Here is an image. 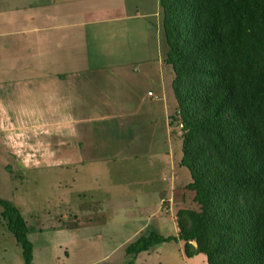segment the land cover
Instances as JSON below:
<instances>
[{"label":"crops","instance_id":"1","mask_svg":"<svg viewBox=\"0 0 264 264\" xmlns=\"http://www.w3.org/2000/svg\"><path fill=\"white\" fill-rule=\"evenodd\" d=\"M166 52L159 0L0 10V197L10 172L42 160L147 158L171 171L174 203L189 174L173 141L181 144Z\"/></svg>","mask_w":264,"mask_h":264},{"label":"trees","instance_id":"2","mask_svg":"<svg viewBox=\"0 0 264 264\" xmlns=\"http://www.w3.org/2000/svg\"><path fill=\"white\" fill-rule=\"evenodd\" d=\"M180 127L179 166L193 207L180 208L176 237L155 233L127 255L170 241L206 264H264V0H159ZM1 220L32 264L27 225L0 197Z\"/></svg>","mask_w":264,"mask_h":264},{"label":"rangeland","instance_id":"3","mask_svg":"<svg viewBox=\"0 0 264 264\" xmlns=\"http://www.w3.org/2000/svg\"><path fill=\"white\" fill-rule=\"evenodd\" d=\"M52 1L58 2L0 0V10L26 12L35 2ZM176 129L179 137L180 128ZM173 141L179 155L181 144L174 135ZM71 162L64 166L59 159L42 160L40 165L10 172L6 200L26 222L32 264H206L203 254L186 257L179 241L138 255L125 252L150 233L176 237L177 210L194 206L192 194L183 188L175 202L170 201L174 187L164 164L147 158ZM181 182L177 179L175 184ZM0 264H24L21 247L1 217Z\"/></svg>","mask_w":264,"mask_h":264},{"label":"built area","instance_id":"4","mask_svg":"<svg viewBox=\"0 0 264 264\" xmlns=\"http://www.w3.org/2000/svg\"><path fill=\"white\" fill-rule=\"evenodd\" d=\"M148 95L151 96L152 94L151 93H148ZM180 127H181V125L178 126V128H180Z\"/></svg>","mask_w":264,"mask_h":264}]
</instances>
